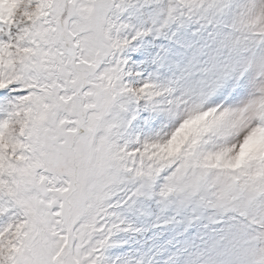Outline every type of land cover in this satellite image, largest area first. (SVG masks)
<instances>
[{
	"label": "snow or ice",
	"instance_id": "6c2138e0",
	"mask_svg": "<svg viewBox=\"0 0 264 264\" xmlns=\"http://www.w3.org/2000/svg\"><path fill=\"white\" fill-rule=\"evenodd\" d=\"M0 264H264V0H0Z\"/></svg>",
	"mask_w": 264,
	"mask_h": 264
}]
</instances>
